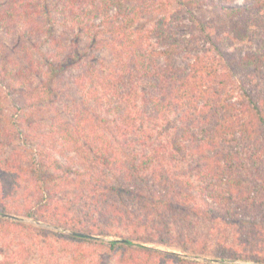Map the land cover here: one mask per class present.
<instances>
[{
    "label": "trees",
    "instance_id": "obj_1",
    "mask_svg": "<svg viewBox=\"0 0 264 264\" xmlns=\"http://www.w3.org/2000/svg\"><path fill=\"white\" fill-rule=\"evenodd\" d=\"M248 3L0 0V215L114 238L0 216V264H219L149 244L264 264V0Z\"/></svg>",
    "mask_w": 264,
    "mask_h": 264
},
{
    "label": "rangeland",
    "instance_id": "obj_2",
    "mask_svg": "<svg viewBox=\"0 0 264 264\" xmlns=\"http://www.w3.org/2000/svg\"><path fill=\"white\" fill-rule=\"evenodd\" d=\"M229 1L231 2V4L238 5V6L249 4L248 0H229ZM206 15L207 16L217 15V12L215 11V9H212L211 7H208V8H206ZM261 25H263V23H261ZM226 27H227V29H229L228 28L229 24ZM257 30L259 31L261 37L264 39V27L261 26V27L257 28ZM1 35L2 34L0 32V37H1ZM6 42H7L6 43L7 46H11L14 43L13 39L6 40ZM243 44H241V46L243 47L244 50H248L250 48V46H251L250 42H245ZM255 47H256V45L253 47V49H255ZM7 93H8V91H7ZM14 94H15L14 98L10 99L9 102L6 104L7 107H5V111H6V114L8 116H10L14 112L20 113V109L23 107V104H24L22 101L20 102L19 95L17 93H14ZM13 216H16V215H13ZM16 217L24 219V221H20V222H23V223L32 224L33 226H36V227L41 226L42 228H44L46 230H49V231L61 232L63 234H68L67 232L64 231V230H67V229H60V228H57V227H52L50 225H47V224L41 223V222L33 220V219H29V218H26V217H20V216H16ZM68 231H70V230H68ZM96 237H99V241H108L110 239H114L112 237H103V236H96ZM148 246L153 247L155 249H160L162 251L176 253V254L182 256L184 259L189 260V261H200V262L216 263V262H212V259H214V258L192 255V254L183 252L179 248L164 247V246H160V245H156V244H149ZM214 260H218V259H214ZM247 263L248 264H256V263H252V262H247ZM225 264H246V262L245 261H237V260L236 261L227 260V262Z\"/></svg>",
    "mask_w": 264,
    "mask_h": 264
},
{
    "label": "water",
    "instance_id": "obj_3",
    "mask_svg": "<svg viewBox=\"0 0 264 264\" xmlns=\"http://www.w3.org/2000/svg\"><path fill=\"white\" fill-rule=\"evenodd\" d=\"M2 218H8V219H12V220H16V221H24V219L13 216V215H9V214H1L0 215ZM65 232H67L68 234L71 235H75L81 238H87V239H91V240H99V237H96L94 235H89V234H85V233H80V232H73V231H68V230H64ZM212 262H216L219 264H225L226 262L222 261V260H214L212 259Z\"/></svg>",
    "mask_w": 264,
    "mask_h": 264
}]
</instances>
